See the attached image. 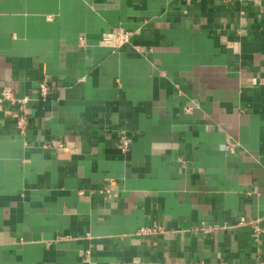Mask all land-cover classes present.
Listing matches in <instances>:
<instances>
[{"label": "crops", "instance_id": "crops-1", "mask_svg": "<svg viewBox=\"0 0 264 264\" xmlns=\"http://www.w3.org/2000/svg\"><path fill=\"white\" fill-rule=\"evenodd\" d=\"M6 85L0 264H264V0H0Z\"/></svg>", "mask_w": 264, "mask_h": 264}, {"label": "built area", "instance_id": "built-area-1", "mask_svg": "<svg viewBox=\"0 0 264 264\" xmlns=\"http://www.w3.org/2000/svg\"><path fill=\"white\" fill-rule=\"evenodd\" d=\"M134 31L127 30L123 27H118L110 32H107L103 34L100 44L105 46H110L113 48H119L125 43L129 42L132 35H134ZM39 91L40 95L42 97H46L49 94L50 91V82L45 77L39 84ZM31 97L29 95L19 96L17 95L16 88L13 85H6L2 88L0 92V106L5 101H9L12 104H15L18 106L19 109L26 108L27 103L30 101ZM29 122L28 119L24 114H20V116L17 119L16 127L18 128V131L21 135H25L27 132ZM56 145L58 147H63L64 142L63 141H57ZM121 147L124 151L129 150L130 148V141L126 137H121ZM238 225H250L253 228V237L254 240L258 243L263 241L264 237V226L261 225L260 219H241L238 223ZM155 230L151 227H143L141 229V232H149Z\"/></svg>", "mask_w": 264, "mask_h": 264}]
</instances>
